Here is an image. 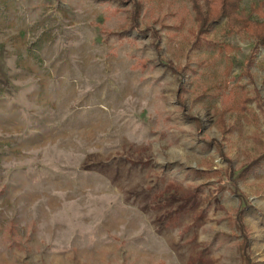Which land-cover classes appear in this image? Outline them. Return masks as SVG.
I'll use <instances>...</instances> for the list:
<instances>
[{
  "label": "rangeland",
  "instance_id": "374dc122",
  "mask_svg": "<svg viewBox=\"0 0 264 264\" xmlns=\"http://www.w3.org/2000/svg\"><path fill=\"white\" fill-rule=\"evenodd\" d=\"M191 3L0 0V264H264V48Z\"/></svg>",
  "mask_w": 264,
  "mask_h": 264
},
{
  "label": "trees",
  "instance_id": "16d2710c",
  "mask_svg": "<svg viewBox=\"0 0 264 264\" xmlns=\"http://www.w3.org/2000/svg\"><path fill=\"white\" fill-rule=\"evenodd\" d=\"M198 23L199 34L207 33L209 26L225 20V30L230 34L247 37L254 48H264V0L251 4L249 11L241 7L242 0H191ZM256 14V18H253ZM200 41V40H199Z\"/></svg>",
  "mask_w": 264,
  "mask_h": 264
}]
</instances>
